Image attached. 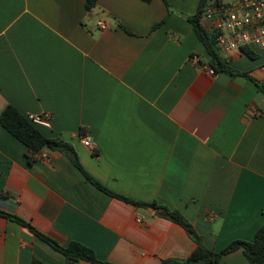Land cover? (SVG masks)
<instances>
[{
	"label": "crops",
	"instance_id": "0c3cea01",
	"mask_svg": "<svg viewBox=\"0 0 264 264\" xmlns=\"http://www.w3.org/2000/svg\"><path fill=\"white\" fill-rule=\"evenodd\" d=\"M200 1L98 0L88 11L87 0H0V115L9 105L50 115L40 131L72 144L89 175L179 211L219 252L264 225V50L221 55L252 79L195 65L194 55L209 59L189 21ZM150 208L102 192L60 152L30 163L0 124V210L62 246L80 243L112 264L187 259L196 243ZM0 264L68 260L0 217ZM221 264L250 262L239 250Z\"/></svg>",
	"mask_w": 264,
	"mask_h": 264
},
{
	"label": "trees",
	"instance_id": "16d2710c",
	"mask_svg": "<svg viewBox=\"0 0 264 264\" xmlns=\"http://www.w3.org/2000/svg\"><path fill=\"white\" fill-rule=\"evenodd\" d=\"M145 3H151L154 0H141ZM98 0H87L86 8L88 11H92L97 6ZM166 2V0H165ZM206 0H201L198 10L195 15L190 16L189 21L193 25L194 32L200 42L205 46L206 52L209 56L208 62L215 73H225L231 76L241 75L252 79L248 73H241L232 68L221 56L220 50L217 46L216 36L214 33L208 32L202 24L203 13L205 9ZM167 6L168 3L166 2ZM164 23H159L157 26H161ZM245 55L251 59L256 58L255 52L244 51ZM259 88L264 89L259 83ZM0 124L17 140L24 144L27 148V156L30 163L37 161V154L43 149L50 151L60 152L71 159L73 164L85 175L86 179L93 184L96 188L102 192L130 203L140 208L152 207L157 210L161 216L181 225L189 234V236L196 243V248L192 254L185 260L169 259L163 262V264H221L222 259L239 250H242L250 264H264V225L256 232L254 240L251 242L236 240L230 243L223 250L217 252L210 249L204 243L202 237L197 234L188 220L176 210H171L167 207L158 206L154 204H146L141 202H135L125 197L114 194L100 182L89 175L79 162L77 153L72 144L66 142L61 138H49L45 136L39 129V126L32 123L28 117L23 115L17 108L12 105L6 107V109L0 115ZM0 217L7 220L18 223L21 226L28 228L36 237L50 245L53 249L63 254L68 264H76L80 261H88L91 263L99 264H112L108 262H101L97 259L95 253L90 248L77 243L72 242L68 246H62L54 239L50 238L46 234L40 232L31 223L18 217L14 214L7 213L0 210Z\"/></svg>",
	"mask_w": 264,
	"mask_h": 264
},
{
	"label": "built area",
	"instance_id": "2783aa9c",
	"mask_svg": "<svg viewBox=\"0 0 264 264\" xmlns=\"http://www.w3.org/2000/svg\"><path fill=\"white\" fill-rule=\"evenodd\" d=\"M202 24L215 34L221 55L228 57L233 52L245 55L244 51L264 50V0H206ZM98 26L100 29L108 27L103 20ZM191 61L209 74H216L207 60L194 55ZM49 118L48 114L28 116L38 126H49ZM82 143L95 149L89 138H84Z\"/></svg>",
	"mask_w": 264,
	"mask_h": 264
},
{
	"label": "water",
	"instance_id": "95a60500",
	"mask_svg": "<svg viewBox=\"0 0 264 264\" xmlns=\"http://www.w3.org/2000/svg\"><path fill=\"white\" fill-rule=\"evenodd\" d=\"M149 211H150V212H153V209H152V208H150V209H149Z\"/></svg>",
	"mask_w": 264,
	"mask_h": 264
},
{
	"label": "rangeland",
	"instance_id": "374dc122",
	"mask_svg": "<svg viewBox=\"0 0 264 264\" xmlns=\"http://www.w3.org/2000/svg\"><path fill=\"white\" fill-rule=\"evenodd\" d=\"M188 15H186V17H187ZM257 53H260V51H256Z\"/></svg>",
	"mask_w": 264,
	"mask_h": 264
}]
</instances>
